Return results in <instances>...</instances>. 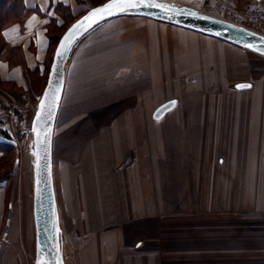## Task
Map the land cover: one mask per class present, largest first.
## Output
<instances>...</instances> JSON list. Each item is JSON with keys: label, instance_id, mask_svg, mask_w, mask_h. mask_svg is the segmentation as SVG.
Returning <instances> with one entry per match:
<instances>
[{"label": "crops", "instance_id": "crops-1", "mask_svg": "<svg viewBox=\"0 0 264 264\" xmlns=\"http://www.w3.org/2000/svg\"><path fill=\"white\" fill-rule=\"evenodd\" d=\"M104 1L0 3V20H11L0 25V40L20 54L11 60L1 57L5 50L0 51V92L10 94L6 105L22 116V138L30 135L31 100L36 95L25 70L41 76L50 36L58 30L62 33ZM178 1L181 4L170 3L200 7L221 1L235 8L264 9V0ZM246 52L251 51L138 16L108 19L76 42L65 66L52 138L54 182L53 142L60 120L64 204L70 212L91 217L75 220L72 226L76 264H160L164 260L157 245L170 232H163L161 221L146 218L172 209L164 208L163 182L185 179V165L192 163L189 150L198 146L195 134L211 132L210 87L247 85L237 83L248 70ZM165 103H170L168 110L154 118ZM2 114L0 110V132L11 139L0 133V143L15 144L10 131L15 122L12 125L9 119L10 129L5 131ZM6 184L0 177V264H26V258L11 248L17 224L12 222L11 205L6 204ZM131 214L144 215L130 219Z\"/></svg>", "mask_w": 264, "mask_h": 264}, {"label": "rangeland", "instance_id": "rangeland-1", "mask_svg": "<svg viewBox=\"0 0 264 264\" xmlns=\"http://www.w3.org/2000/svg\"><path fill=\"white\" fill-rule=\"evenodd\" d=\"M170 1L181 4L178 0L162 2ZM217 3L194 7L206 14L205 11ZM7 21L10 23L11 20ZM53 34L44 73L41 76L31 73L28 77L36 94L31 100V113L44 86L55 39L61 30ZM2 46L5 52L1 57L11 59L16 56V51L12 53V49ZM244 63L248 70L240 81H246L248 87L242 91L231 83L223 88L210 87L211 132L195 134L198 146L196 143L195 148L189 150L192 163L185 165V179L163 182V205L172 209L146 218L161 221L163 232H170L157 245L160 256L164 257L160 264H264V57L246 52ZM7 93L0 92L5 131L10 129L9 119L12 125L17 121L6 105L10 102ZM29 117L25 123L27 127ZM59 122L53 142V167L60 249L63 264H76L75 229L72 226L75 220H91V217L90 214L70 212L64 204L59 178L62 164ZM15 124L14 131L10 130L15 134V144L6 142L4 144L12 147L0 148V177L6 176V204L11 205L12 222L17 224L12 234L16 240L11 248L24 260L26 258V264H33V237L28 212L31 134L27 139L22 138L20 127L16 130ZM202 139L210 143H204ZM72 177L76 176L73 174ZM142 215L131 214L130 219ZM166 227L171 229L166 230Z\"/></svg>", "mask_w": 264, "mask_h": 264}, {"label": "water", "instance_id": "water-1", "mask_svg": "<svg viewBox=\"0 0 264 264\" xmlns=\"http://www.w3.org/2000/svg\"><path fill=\"white\" fill-rule=\"evenodd\" d=\"M106 0L72 21L61 33L54 46L44 86L36 102L30 122L31 134L29 153L32 168V214L35 231V256L33 264H63L59 220L52 177V138L55 119L64 86L66 62L76 42L96 25L119 16H138L172 24L184 29L217 38L236 47L249 50L264 57V36L242 26L212 17L196 8L158 0H132L135 7L125 11L114 9L112 14L102 13L86 20L97 8L108 4ZM151 5V6H148ZM102 15L103 18H100ZM78 22H81L78 24ZM77 26L75 29L73 26ZM73 31L69 33V30ZM66 34L69 39L64 40ZM63 41V46L62 45ZM60 55H57V51ZM246 85V84H239ZM238 86V85H237ZM246 88V87H238ZM170 107L165 103L154 112V118L164 114Z\"/></svg>", "mask_w": 264, "mask_h": 264}, {"label": "built area", "instance_id": "built-area-1", "mask_svg": "<svg viewBox=\"0 0 264 264\" xmlns=\"http://www.w3.org/2000/svg\"><path fill=\"white\" fill-rule=\"evenodd\" d=\"M206 14L242 26L264 36V9L256 7L235 8L219 1Z\"/></svg>", "mask_w": 264, "mask_h": 264}, {"label": "snow or ice", "instance_id": "snow-or-ice-1", "mask_svg": "<svg viewBox=\"0 0 264 264\" xmlns=\"http://www.w3.org/2000/svg\"><path fill=\"white\" fill-rule=\"evenodd\" d=\"M151 6V5H148ZM129 7H135V4L132 2V0H110V2L108 4H105L102 8H97L93 11V13L90 14V16L88 18H85L86 20H91L92 23H95V20H92V17L100 15L102 13H107L109 15L112 14L113 10H119V11H125L126 8ZM100 18H103L102 15ZM81 22H78V24ZM77 26H73V28L75 29ZM73 30L70 29L69 33H71ZM69 39V34H66L64 37V40H68ZM63 46V41H62V45ZM57 55H60V51L58 49L57 51ZM237 87H248V85H238Z\"/></svg>", "mask_w": 264, "mask_h": 264}, {"label": "trees", "instance_id": "trees-1", "mask_svg": "<svg viewBox=\"0 0 264 264\" xmlns=\"http://www.w3.org/2000/svg\"><path fill=\"white\" fill-rule=\"evenodd\" d=\"M7 0H0V3L1 4H4ZM6 22L5 19H1L0 20V25L4 24ZM59 37V36H58ZM58 37L55 39V43L58 39ZM54 37L50 36V44H51V41L53 40ZM2 45H4L1 41H0V51H2ZM1 53V52H0ZM1 55V54H0ZM25 74H26V77L28 78L30 73L25 70ZM29 80V79H28ZM10 110V107L8 108ZM12 115L17 119L16 121V130L20 127L19 132L20 134H23L24 131L22 130V116L16 111V110H12ZM2 137L5 139V140H9V136L8 134L4 133V132H0ZM12 146H10V144H1L0 143V148H10ZM2 178H6V176H1Z\"/></svg>", "mask_w": 264, "mask_h": 264}, {"label": "bare ground", "instance_id": "bare-ground-1", "mask_svg": "<svg viewBox=\"0 0 264 264\" xmlns=\"http://www.w3.org/2000/svg\"><path fill=\"white\" fill-rule=\"evenodd\" d=\"M210 16V15H209ZM213 17V16H212ZM61 35V34H60ZM59 38V37H58ZM56 44V43H55ZM241 82H243V81H240V82H237V83H241ZM246 82V81H245ZM41 93V92H40ZM38 98H39V95H38V97H37V100H38ZM37 100H36V102H37ZM36 102H35V105H36ZM34 109H35V107H34ZM33 113H34V110H33ZM33 116V115H32ZM32 119V118H31ZM53 132H54V130H53ZM32 168H33V159H32ZM32 168H30L31 170H30V197H29V201H28V207H29V215H30V220H31V229H32V237H33V260L32 261H34V256H35V231H34V223H33V219H32V188H33V177H32ZM55 173H53V175H54ZM54 177V176H53ZM53 184H54V182H53ZM29 227V226H28ZM30 229L28 228V231H29Z\"/></svg>", "mask_w": 264, "mask_h": 264}]
</instances>
